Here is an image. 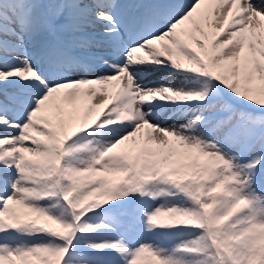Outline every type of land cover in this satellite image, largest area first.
<instances>
[{
	"label": "snow or ice",
	"instance_id": "obj_1",
	"mask_svg": "<svg viewBox=\"0 0 264 264\" xmlns=\"http://www.w3.org/2000/svg\"><path fill=\"white\" fill-rule=\"evenodd\" d=\"M0 264H264V0H0Z\"/></svg>",
	"mask_w": 264,
	"mask_h": 264
}]
</instances>
